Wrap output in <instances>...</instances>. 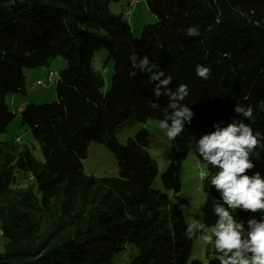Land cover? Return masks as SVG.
Wrapping results in <instances>:
<instances>
[{
    "label": "trees",
    "instance_id": "trees-1",
    "mask_svg": "<svg viewBox=\"0 0 264 264\" xmlns=\"http://www.w3.org/2000/svg\"><path fill=\"white\" fill-rule=\"evenodd\" d=\"M119 1L0 0V134L15 119L6 97L26 93L24 70L49 68L58 57L67 64L54 102L18 108L45 163L17 145L19 138L0 141V264H190L194 238L185 237L188 224L178 206L183 162L191 152L202 158L195 142L215 124L243 119L237 104L253 108L244 123L264 134V0H131L146 2L156 18L140 38L111 15L109 4ZM190 26L201 34L187 37ZM101 49L114 63L107 92L92 65ZM133 54L147 55L170 76L173 91L180 84L189 89L182 103L194 116L172 140L162 188L155 185L149 132L142 129L125 145L116 137L122 126L161 121L171 111L167 96L153 94L158 82H150L151 73L133 68ZM197 65L210 68V79L197 75ZM92 142L113 152L117 177L85 173ZM250 160L255 167L246 175L264 178V147ZM17 172L31 183L15 184ZM211 176L208 190L223 204ZM259 213L237 209L233 215L247 229L250 219L263 220ZM221 255L207 244L206 264H220Z\"/></svg>",
    "mask_w": 264,
    "mask_h": 264
},
{
    "label": "clouds",
    "instance_id": "clouds-1",
    "mask_svg": "<svg viewBox=\"0 0 264 264\" xmlns=\"http://www.w3.org/2000/svg\"><path fill=\"white\" fill-rule=\"evenodd\" d=\"M184 34L192 38L198 37L201 33L198 26H190ZM129 59L134 69L151 73L150 82H158L152 89L157 99L162 95L168 97V108L171 111L159 122V126L166 130L170 140H175L184 132L185 125L190 124L194 116L192 110L182 103L189 95L187 85L180 84L173 91L169 88L172 78L165 77V73L159 70L158 65L150 64L147 55L141 58L133 54ZM154 69L156 71H153ZM196 73L204 80L210 79L211 76L210 68L203 65H197ZM135 75V71L130 73V76ZM150 106L158 107L151 101ZM259 107L264 110V101H260ZM234 111L243 119L233 120L223 128L215 124L214 132L204 135L195 142L196 150L203 161L219 169L210 179L211 185L221 194L223 201V204L214 201V213L218 219L214 225L208 227L212 235H204L206 225L199 220L189 224L184 235L189 240L198 237L205 243L214 245L217 252L222 254L220 264H264V220L250 219L248 228L245 229L244 223L237 222L233 215L237 209L264 214V178H261L259 172L251 177L246 175L255 167L250 160V154H254L258 146L264 147L261 143L264 141V134L260 132L254 134L253 129L244 123V120L253 118L254 110L251 106L237 104ZM199 175L201 180H204L207 173L201 170Z\"/></svg>",
    "mask_w": 264,
    "mask_h": 264
},
{
    "label": "rangeland",
    "instance_id": "rangeland-1",
    "mask_svg": "<svg viewBox=\"0 0 264 264\" xmlns=\"http://www.w3.org/2000/svg\"><path fill=\"white\" fill-rule=\"evenodd\" d=\"M109 10L111 15L123 18L124 22L131 27L136 38L141 37L144 26L156 23L155 16L149 11L144 1L120 0L119 2H111ZM92 65L94 70L104 80L103 92H107L111 87L114 74V63L111 60L108 61V52L105 49L96 52ZM66 66V61L58 57L49 68L25 69L26 93L10 94L5 99L9 109L15 114V119L6 132L0 134V141L10 143L19 138L20 140L16 141L17 145L27 146L33 158L42 164L45 163L42 148L32 137L28 128L22 125L21 112H19L18 108L23 103L49 104L54 102L56 100V84L39 86L36 82L41 80L46 83V76L50 69L59 71L66 68ZM159 122L149 119L144 123L122 126L116 130V137L120 144L125 145L129 138H134L142 129H146L149 132L151 143L148 150L156 161L159 171L155 185L158 188H162L160 177L169 168L168 153L172 146V140L167 137L166 130L160 128ZM83 165L85 173L89 176H118V167L113 152L101 143L92 142L89 145ZM201 170L207 173L204 180H201L199 175ZM218 171V168L205 163L203 158H199L195 152L189 153L183 162L181 172L182 190L178 195L183 201H178V206L182 210L188 225L195 223L197 220L205 223L204 235H212L208 231V227L214 225L218 219L213 208L214 201H218V199L209 192L206 182L209 176L216 174ZM17 176L19 178L15 184L25 187L31 183L22 173L17 172ZM257 218L264 220V214L259 213ZM4 244L5 240L2 237L0 238V253L4 251ZM206 246L207 243L202 238L194 237L192 260L206 264Z\"/></svg>",
    "mask_w": 264,
    "mask_h": 264
},
{
    "label": "built area",
    "instance_id": "built-area-1",
    "mask_svg": "<svg viewBox=\"0 0 264 264\" xmlns=\"http://www.w3.org/2000/svg\"><path fill=\"white\" fill-rule=\"evenodd\" d=\"M59 77H60L59 71L50 69L48 71L47 76H46V83L43 82V81H41V80H39V83H43V86H45L46 84L49 85V83H50L51 80H59ZM2 235H3V231H1V229H0V237Z\"/></svg>",
    "mask_w": 264,
    "mask_h": 264
},
{
    "label": "bare ground",
    "instance_id": "bare-ground-1",
    "mask_svg": "<svg viewBox=\"0 0 264 264\" xmlns=\"http://www.w3.org/2000/svg\"><path fill=\"white\" fill-rule=\"evenodd\" d=\"M57 82H58V80H51L50 83H49V86H51L53 84H56ZM36 84L39 85V86H43V83H39V81H37ZM1 231H2V229H1Z\"/></svg>",
    "mask_w": 264,
    "mask_h": 264
},
{
    "label": "water",
    "instance_id": "water-1",
    "mask_svg": "<svg viewBox=\"0 0 264 264\" xmlns=\"http://www.w3.org/2000/svg\"><path fill=\"white\" fill-rule=\"evenodd\" d=\"M190 264H201V263H199V262H197L195 260H192Z\"/></svg>",
    "mask_w": 264,
    "mask_h": 264
},
{
    "label": "crops",
    "instance_id": "crops-1",
    "mask_svg": "<svg viewBox=\"0 0 264 264\" xmlns=\"http://www.w3.org/2000/svg\"><path fill=\"white\" fill-rule=\"evenodd\" d=\"M57 71H58V70H57ZM38 81H39V80H38ZM25 105H26V104H24V103L21 104V105L19 106V109L22 108V107H24Z\"/></svg>",
    "mask_w": 264,
    "mask_h": 264
}]
</instances>
